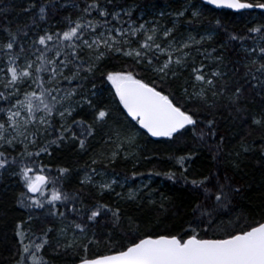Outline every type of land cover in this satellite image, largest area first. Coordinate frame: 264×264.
<instances>
[{"label": "snow or ice", "instance_id": "obj_1", "mask_svg": "<svg viewBox=\"0 0 264 264\" xmlns=\"http://www.w3.org/2000/svg\"><path fill=\"white\" fill-rule=\"evenodd\" d=\"M58 2L47 0L36 12V4L30 2L24 11L33 13L32 24L38 29V20L46 21L50 12L56 13ZM202 5L236 12L260 10L264 21V0L186 2L174 13L171 26L164 18L172 13L161 11L152 19L134 18L136 8L125 7L120 0H83V7L73 0L72 7L79 14L75 18L71 13L63 16L59 21L63 27L53 25L35 31L27 24L15 29L11 22L0 26V176L7 173L19 178L26 189L18 198L21 207L45 209L48 217L57 218L62 225L58 229L49 226L37 235L31 226L24 227L25 223L30 225L32 215L17 223L16 264H51L43 254L45 246L51 244L49 233L55 235L57 252L60 247L67 250L78 246L82 250L78 264H264V216L248 222L247 217L236 212L235 198L241 186L226 171L221 173L218 168L211 175H187L195 153L178 158L182 169L179 174L133 171L131 177L106 180L103 170L92 167L105 160L114 163L121 151L126 159L136 156L133 149L139 135L121 126L110 107L93 102L98 81L114 90L117 111L122 106L127 117L152 137L171 140L185 131L202 140L206 135L215 137V118L206 119L199 113L205 109L212 115L211 110L218 108L220 98L226 96L228 73L220 67L223 52L213 56L217 47L209 51L204 45L223 32L225 38L219 48L236 49V42L238 53H243L245 69L243 83L236 81L226 96L229 105L235 106L237 113L246 111L240 107L246 85L264 96V22L253 23L246 34L230 31L219 18L215 27L198 30L193 25L206 18ZM67 6L59 4L60 8ZM5 11L0 9V15ZM182 25H187L183 31ZM250 39L253 43L246 44ZM197 56L203 59L198 61ZM213 62L217 64L214 68L210 67ZM177 81L179 99L175 91H166ZM85 107L91 120L77 118ZM201 124L207 132L200 128ZM252 124L264 129V113L253 116ZM98 132L103 143L112 146L111 153L101 152L92 158L86 166L90 171L86 170L80 180L84 187L71 193L64 190L72 170L61 167L52 174L43 157H51L56 149L72 142H78L79 149L87 152L89 138L95 139ZM223 142L220 137L216 155L222 151ZM241 147L244 152L250 150L243 144ZM232 163L234 168L240 167ZM97 176L101 179L96 180ZM155 176L173 183L182 181L193 194L190 218L177 231L143 232L140 222L125 215L118 204L112 206L94 196V203L88 205L80 195L91 186L99 197L108 193L121 200L136 201L144 189H149L150 196ZM138 178H143L140 184L126 194L114 187L123 188L129 179ZM101 221L111 223L108 251L89 256L90 245L100 243L94 229ZM70 229L72 239L61 245L59 241L67 239ZM117 230L121 235L113 239Z\"/></svg>", "mask_w": 264, "mask_h": 264}, {"label": "trees", "instance_id": "obj_2", "mask_svg": "<svg viewBox=\"0 0 264 264\" xmlns=\"http://www.w3.org/2000/svg\"><path fill=\"white\" fill-rule=\"evenodd\" d=\"M190 1V0H188ZM194 3H199V0H192ZM35 3L36 8L33 12L38 11L41 3H46L47 0H0V9L6 11L0 15V26H6L11 22V27L16 28L17 25H29L35 31H42L44 28L55 26L63 27L59 23L62 17L72 14L73 18L79 13L72 7L73 0H59L57 4V12L49 13V18L46 21H39V28L32 24L31 16L33 13L25 12L24 9L29 6V3ZM83 7V0H75ZM124 6L137 5L139 8H144L149 11H169L174 13L183 7L182 0H120ZM67 4V7L60 8L59 4ZM205 8V17L201 22L193 25L198 30L204 28L215 27V20L219 18L223 24L230 30L236 33L246 34L247 28L253 23L261 21V12L247 11L242 13H234L226 10H215L208 6ZM186 16H190V12H186ZM212 22L211 25L209 22ZM187 28V25H184ZM31 35V33H30ZM225 34L221 32L212 42H206L204 47L209 51L213 47H217L218 51L213 53V56L223 52L224 61L220 65L222 71L228 73L225 77L228 88L226 96L230 94L232 85L236 81L243 83L241 77L245 71L241 57L243 53H238L239 45L236 42V49L227 48L221 50L220 43L224 41ZM253 41L250 39L246 44L251 45ZM203 57L197 56V60ZM239 61V63H237ZM209 64L208 60L204 61ZM117 66H119L117 64ZM215 62L210 64V67H216ZM238 68L239 71L235 72ZM180 81L166 88L167 92L175 91L178 93L177 99L180 98L178 87ZM90 87V86H89ZM219 87V84H218ZM96 95L92 97L93 102L98 106L107 105L113 110V115L120 122L121 126L130 129L133 133H139L136 137V147L133 149L136 156L125 158L124 152L121 151L115 159L114 163H104L92 165L98 170L106 171L110 176L121 180L123 177H131L133 171L147 173L148 171L167 172L174 171L179 174L180 168L177 160L180 156H188L190 153H195L194 164L189 168L187 175L202 176L216 173L217 169L227 172L235 177L234 182L241 186V193L236 196V212L241 214L242 218L247 217V221L260 219L264 216V129L252 124V117L259 116L264 113V96L258 95V89H251L250 86L245 87V92L240 100V107L246 111L237 113L235 106L229 105L225 97L220 98L217 109L211 110L212 115H209V110L201 109L199 115L206 119L216 120V136L206 135L204 139H200L198 135L191 131H185V134L177 135L174 139L155 141L141 131L134 121L129 119L123 112L121 106L118 107V100L114 99V90L110 85L97 82ZM227 105V107H225ZM77 118L91 120V113L87 107L80 109ZM200 128H207L201 124ZM200 128L196 129L199 133ZM101 133H97L95 139L89 138L88 143L90 148L87 152L79 149L78 142L65 144L59 149H56L51 157L44 156L43 163L48 165L52 174H56V170L61 167L70 168L71 174L64 183V190L75 192L79 188L84 187L80 184L84 172L90 171L87 165L91 164V160L99 153L110 154L112 146L103 143ZM220 137L224 138L222 151L216 155L220 144ZM247 146L250 150L244 152L241 145ZM240 155L237 156L236 153ZM215 156V159H214ZM101 158L102 157H98ZM233 161L239 163L240 167L234 168ZM186 163H192L186 161ZM107 164V167H105ZM135 165V167H134ZM143 178H138L136 181L129 179L123 188L116 187V191L124 192L129 189H136ZM189 186H185L182 181L173 183L165 179L163 176H155L151 180L150 188L152 189L150 196L149 189H144L136 201L121 200L114 195L105 193L103 197L96 194V190L91 186L84 188V192L80 193L83 196L85 203L91 205L94 203L93 197L100 199L103 203H108L112 206L117 204L125 215H132L136 218L142 227V231L146 233L161 234L169 231H177L180 225L184 223L191 215L193 194L188 190ZM21 192H26L18 177L10 176L7 173L0 176V264H16L19 259L18 237L16 236V225L21 221H27L32 215L34 218L29 223H25L24 227L31 226L32 230L41 235L43 231L54 226L59 228L62 225L55 217H48L45 209H27L21 207L18 198ZM154 201L153 202H150ZM163 205V207H161ZM63 210V209H61ZM71 218L78 219L71 216ZM111 230L110 221H101L100 225L94 229L97 238L100 240L98 245L93 244L89 247V256L103 254L108 251L109 245L106 243L108 232ZM91 235V232L89 233ZM121 233L117 230L114 232L113 239L119 238ZM51 240L50 245H46L43 254L51 264H77L80 256L83 255L82 250L78 246L65 250L60 247L56 250L57 240L53 233H49ZM72 239L71 229L69 230L67 239H61V245ZM39 242V241H37ZM124 242V241H121ZM80 243H84L83 240Z\"/></svg>", "mask_w": 264, "mask_h": 264}, {"label": "rangeland", "instance_id": "obj_3", "mask_svg": "<svg viewBox=\"0 0 264 264\" xmlns=\"http://www.w3.org/2000/svg\"><path fill=\"white\" fill-rule=\"evenodd\" d=\"M175 1H178V0H175ZM182 2H183V5L187 2L188 4H194V2L192 1V0H190V1H188V0H182ZM128 6H131V7H134V8H136V12L134 13V18L135 17H141V16H143L144 18H147V19H152L153 18V16H155V17H159V13L161 12V11H149V10H147V9H144V8H139L137 5H134V4H132V5H128ZM128 6H126V7H128ZM163 12H166V13H172L173 14V12H169V11H165V10H163ZM172 17L171 16H166L165 18H164V20H165V22L169 25V26H171V21H172ZM186 27H184V25H182L181 26V30L183 31L184 29H185ZM105 172V177H104V179H106V180H111L112 178H114V177H112V176H110L108 173H106V171H104ZM96 180H100L101 179V177H99V176H97L96 178H95ZM125 185V184H124ZM114 187H117V186H114Z\"/></svg>", "mask_w": 264, "mask_h": 264}, {"label": "water", "instance_id": "obj_4", "mask_svg": "<svg viewBox=\"0 0 264 264\" xmlns=\"http://www.w3.org/2000/svg\"><path fill=\"white\" fill-rule=\"evenodd\" d=\"M211 7L214 8V6H211ZM215 9H216V8H215ZM217 10H220V11H222V10H226V11L236 12V11L231 10V9H217ZM244 11H246V10H244ZM121 108H122V106H121ZM122 110H123V109H122ZM123 112H124V110H123ZM124 113L126 114V112H124ZM128 118L131 119L130 117H128ZM138 127H139V125H138ZM139 129H140V128H139ZM140 130L143 131L144 133H146L151 139L156 140V141L168 139V138H165V137H152L150 134H148V133L146 132V130H143V129H140ZM77 264H78V263H77Z\"/></svg>", "mask_w": 264, "mask_h": 264}, {"label": "bare ground", "instance_id": "obj_5", "mask_svg": "<svg viewBox=\"0 0 264 264\" xmlns=\"http://www.w3.org/2000/svg\"><path fill=\"white\" fill-rule=\"evenodd\" d=\"M208 7H210V8H212V9H215V8H213V7H211V6H208ZM215 10H217V9H215ZM247 11H249V10H246V11H242V12H247ZM254 11H256V10H254ZM258 11H260V10H258ZM242 12H234V13H242ZM146 134V133H145ZM148 136V135H147ZM149 137V136H148ZM150 138V137H149ZM165 140H168V139H165ZM156 141V140H155ZM160 141V140H159Z\"/></svg>", "mask_w": 264, "mask_h": 264}]
</instances>
